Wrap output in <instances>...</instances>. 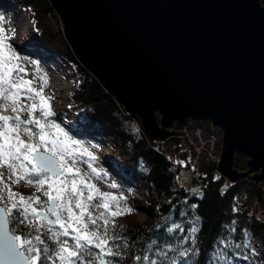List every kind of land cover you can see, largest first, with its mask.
I'll return each mask as SVG.
<instances>
[{"label": "water", "instance_id": "water-1", "mask_svg": "<svg viewBox=\"0 0 264 264\" xmlns=\"http://www.w3.org/2000/svg\"><path fill=\"white\" fill-rule=\"evenodd\" d=\"M50 1L77 60L152 143L208 122L223 133L216 173L264 183L263 0Z\"/></svg>", "mask_w": 264, "mask_h": 264}, {"label": "trees", "instance_id": "trees-1", "mask_svg": "<svg viewBox=\"0 0 264 264\" xmlns=\"http://www.w3.org/2000/svg\"><path fill=\"white\" fill-rule=\"evenodd\" d=\"M19 6L32 14L39 34L37 47L47 56L73 65L82 76L69 110L81 116L88 131L110 135L121 147V155L134 164L127 167L114 157V167L128 178H140L147 186V220L110 226L109 234L120 237L112 245L120 254L107 258L118 264H140L135 258L143 255L157 259L158 264L173 260L177 264H232V259L239 263L238 258L247 257L253 264H264L258 251L264 250V218L248 209L249 203L255 202L264 210V183L242 181L230 186L216 173L217 161L202 157L196 168L192 163L196 153L187 150L178 138L168 142L174 146L169 156L168 143H152L138 120L126 115L119 102L77 60L62 37L61 17L51 1L20 0ZM235 167L245 170V157H237ZM182 169L197 173L189 187L179 184ZM15 224L14 217L10 226L17 235L32 231L22 224L16 228ZM175 224L183 231L173 228ZM247 224L254 232L252 236L243 228ZM193 226L198 231L191 232ZM185 250L188 256L182 257L180 253ZM159 252L167 256L156 255Z\"/></svg>", "mask_w": 264, "mask_h": 264}, {"label": "snow or ice", "instance_id": "snow-or-ice-1", "mask_svg": "<svg viewBox=\"0 0 264 264\" xmlns=\"http://www.w3.org/2000/svg\"><path fill=\"white\" fill-rule=\"evenodd\" d=\"M8 40L0 29V185H4L0 188L4 205L0 207V264H112L105 257L120 254L112 246L120 237L111 236L109 227H115L114 218L132 209L122 207L123 197L100 192L81 170L79 165L86 164L99 175L92 165L96 157L87 148L80 149L50 119L54 116L50 98L43 94V86L36 89L32 80L23 78L25 70L16 63L19 57ZM6 176L14 184L24 181L35 187L40 195L25 198L13 192L5 184ZM14 217L32 231L17 235L10 230ZM173 228L183 231L179 224ZM190 231L198 229L193 226ZM180 255L187 257L188 251ZM135 259L140 264H158L149 255Z\"/></svg>", "mask_w": 264, "mask_h": 264}, {"label": "rangeland", "instance_id": "rangeland-1", "mask_svg": "<svg viewBox=\"0 0 264 264\" xmlns=\"http://www.w3.org/2000/svg\"><path fill=\"white\" fill-rule=\"evenodd\" d=\"M19 4L20 0H0V29H3L4 34L7 36L6 28L11 23L9 16H15L20 26L26 29V31H29V36L25 38L8 40V43L13 46V50L19 57L16 63L25 70L26 75H24L23 78L32 80L33 87L36 89H40L43 86V94L46 96V91L50 84L51 73L60 75L61 73L69 72V77L63 81L68 84L74 83L75 88H72L69 93L63 94L62 98L57 100L50 99L51 108L54 112V116L50 119L63 129L68 138L76 140L80 149L87 148L88 151L92 152L96 157L95 161H92V165L97 169L99 175L92 173L91 169L88 168L86 164L79 165L81 170L88 176L91 183L102 193H110L117 197H123L124 199L121 201L122 207L125 209H132L130 214L125 212L123 215L114 218V223L117 226H123L124 224H135L146 221L147 214L145 212V205L148 199V190L145 182L138 177L128 178L124 176L111 162L114 157H117L121 164H125L127 167H133V161L129 157H123L121 155V147L110 135L88 131L83 125L81 116L69 110L68 106L71 101V96L77 92V85L80 83L82 76L73 65L65 61L51 59L37 47L39 34L34 26L32 14L26 9L22 10ZM5 8L9 10V13H6L7 11H5ZM62 37L65 40L64 35H62ZM65 42L67 43L66 40ZM44 64L45 68H43ZM52 65H54L56 69H54ZM20 75V73L16 74L17 77ZM25 103H30V101H25ZM185 131L187 137L180 139L187 150H193L196 153L194 159L197 158L198 163H195L194 159L192 160L196 168L199 167V161L202 157H208L215 161L219 159L223 134L219 128H211L208 122L192 121L185 128ZM212 141H214V147L212 146ZM173 149V144L168 143L166 145V152L169 156L172 155ZM83 159L87 160V156L83 157ZM191 175H193V178L195 176L197 177V173H191ZM12 179L13 178L6 176L5 184L7 187H10L13 192L19 193L25 198L33 195H40V193L36 192L35 187L29 186L24 181L14 184L11 182ZM111 184H116L117 187L113 189L110 187ZM191 184L192 183H190L188 187ZM262 187L264 189V184ZM0 188H4V185H0ZM4 194L7 195V192ZM248 209L251 213L254 214L256 212L264 218L263 208L256 205L255 202H250ZM18 219V217H15L16 228L21 225ZM243 228L250 231L251 236L254 234L250 224L244 225ZM55 230H58V228ZM92 251L95 252L97 250L93 249ZM258 251L264 257V250L259 249ZM105 259L109 260L107 257H105ZM238 261L239 263L235 262L234 259L230 260L232 264H253L252 261L246 258H238ZM112 264L118 263L112 261Z\"/></svg>", "mask_w": 264, "mask_h": 264}, {"label": "bare ground", "instance_id": "bare-ground-1", "mask_svg": "<svg viewBox=\"0 0 264 264\" xmlns=\"http://www.w3.org/2000/svg\"><path fill=\"white\" fill-rule=\"evenodd\" d=\"M6 13H9V10L5 8ZM11 11V10H10ZM10 24L6 28L7 37L9 39H22L26 36H29V31H26V29L22 28L20 26V23L16 20V17H10ZM43 68H45V64L43 65ZM69 77V72L55 74L51 73L50 76V84L46 91V96L49 97L51 100H57L59 98L63 97V94H67L71 91L72 88H75V84H68L65 83L63 80H66Z\"/></svg>", "mask_w": 264, "mask_h": 264}, {"label": "built area", "instance_id": "built-area-1", "mask_svg": "<svg viewBox=\"0 0 264 264\" xmlns=\"http://www.w3.org/2000/svg\"><path fill=\"white\" fill-rule=\"evenodd\" d=\"M212 146L214 147V141L211 142ZM197 159V158H196ZM194 159L195 163H198V159ZM194 163V164H195ZM196 165V164H195ZM196 178V176L193 178V175L187 170H180L179 172V184L183 187H188L190 183ZM190 181V182H189Z\"/></svg>", "mask_w": 264, "mask_h": 264}]
</instances>
